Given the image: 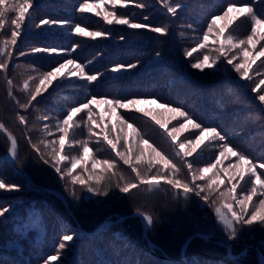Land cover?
Instances as JSON below:
<instances>
[{
  "label": "rangeland",
  "instance_id": "374dc122",
  "mask_svg": "<svg viewBox=\"0 0 264 264\" xmlns=\"http://www.w3.org/2000/svg\"><path fill=\"white\" fill-rule=\"evenodd\" d=\"M17 2L23 3V0H17ZM140 2L148 6L140 9L136 6V4ZM171 2L174 4L177 2L181 4L175 16L167 11V8L164 7L160 0H132V2L127 4V7L122 5L113 6L108 0H105L103 4H100V0H28L30 5L28 7V13H31L35 23H39L42 19H56L67 20L70 24L53 25L51 27L41 25L37 28L33 20H29L26 14V23L21 26V36L17 38V44L14 46L9 44L8 46L9 50L12 52V58L9 61L11 63L14 62V66L19 68V70H24V73L27 72L26 69L31 68H36V70L40 71L39 66L32 61H41L44 70L49 71L51 67L58 66V61L63 62L65 59L63 54H53L49 56L46 53H36L29 54V56H19V52L24 51L25 53H29L32 47L49 45L70 49L74 44H77L79 47L67 58L74 59L77 64L84 66L85 72L89 75L102 74L98 76L97 81L92 83L84 79H76L74 75L68 80H63L60 74H58L57 78L53 79V83L48 86L47 91H42V94L38 96L35 101L31 102L33 106L34 102L37 100H48V98H50L52 103L58 102L57 106L59 108L62 107V109H64L63 114L67 115L72 107H79L80 104L90 100L92 96H96L98 100L104 97L109 100L120 99L126 101L128 99H140L147 101L127 109L116 108L115 105L105 103L92 105L95 111L93 119L96 121V124L87 122V110L77 113V115L75 114L73 116V121L78 114L85 117V132L87 133L88 139L94 141V149L96 151H101L105 154L110 153L113 156H116V151H122V149L119 150L118 145L117 149H112L107 141L104 140V135L106 133L108 134V129H111V135L114 137L115 127L117 123L120 122L127 126L128 130L131 129L134 131L133 128L137 126L143 128L152 135H158L165 145H163L165 148L164 150L171 155H177L179 161H181L183 165H186L189 160L196 161L203 156L206 151L212 154L216 163V159L219 158L218 144L221 143V141L211 139L210 137L213 134L204 133L205 139L199 143V146L188 144L187 141L189 139L195 140L196 137L199 136V130L193 128L191 124H188L185 117H181L177 113L170 112L166 108L161 107V105L166 104L170 108H179L181 111L186 112L195 123L201 124L202 127L217 128V131L226 136V142L229 143L234 151L246 154L247 158L257 165L256 172L260 174L262 180H264V169L258 166L260 163H264V103L260 102L257 98L258 95L264 94V84H259L257 91H253L256 84L260 80H264V69L260 70V73L257 74L258 66L261 61H264V56L258 55L261 50L260 45L264 44V40L257 43L254 49L250 46L248 62L251 64L249 75L253 77L252 80L244 79L240 73L235 71L232 65L227 64L223 59L218 61L217 65L211 68L206 67L204 70L195 69L191 66L192 63L202 58L203 54H210L209 63L212 62L216 50L224 40L223 36H219L221 31L225 33L231 31L233 36L238 39H244L247 35L251 34L252 22L250 17L239 16L238 13H231L229 17L216 22V26L209 37L206 48L198 49V44L201 42L200 38L207 32V26L215 17L223 16V13L231 4H235L237 7L248 4L253 7L258 17L264 19V0H171ZM81 3H89L92 5L100 4V7L96 8L94 11L82 13L79 11V5ZM113 10L117 12L118 16H127L132 22L147 23L153 27L165 26L168 28V31L166 34H158L149 29H132L127 25L116 24L115 22L109 25L104 21L103 15ZM97 11L101 13L100 16L96 15ZM145 16L148 17L147 20H144ZM14 18L15 13L9 12L6 20L7 24L0 28V47L3 46L4 40L10 39V34L14 27V25L11 24V20ZM77 24L89 32H101L106 33V35L98 37L81 36L73 30L72 26ZM226 25L228 27H225ZM260 31L264 33V28L260 29ZM36 35L58 42L56 44H51L49 42L35 44L28 41L31 37ZM121 37H124V39H121ZM27 44L31 45L28 48L29 50L25 47ZM192 48H197L198 51L193 52L191 57L185 56V50H191ZM236 52H238L237 49L226 50V54L229 56ZM157 53H159L158 56ZM242 59V56H238L233 63H241ZM97 61L109 62L98 67H90L92 64L96 65ZM130 61L132 62L129 63ZM117 64H136L137 66L133 68H124L120 71H113L112 69ZM221 64L224 66L220 67L219 65ZM73 67V65H68L63 71L67 72L68 69ZM175 68L176 70H174ZM173 73L174 75L170 76ZM181 77H183L182 79H185L190 86H195V84H197V87L203 90L204 88L202 87H206V89L208 87L211 88V108L215 113V117L210 121L207 120V115H203L206 120H202L200 118V112L198 111L196 113V110L188 106L190 103L188 99L196 93L198 94L197 97L203 95V93H200L198 90L199 88H196L188 94L186 99H182L181 104H172L164 99L167 94H171L172 96L174 92L172 87L174 85V80H178ZM132 80L134 81L133 85L128 87ZM146 81L148 84L154 85L153 93L140 92ZM182 82L183 80H181V83ZM105 86L110 87L111 95H102L98 93V90H101L102 87ZM122 89L123 92L118 94V90ZM59 91H62L64 95L75 92L83 98L80 97L81 100L71 104H65L62 98H58V101L53 102V94ZM177 93L178 96L182 94L181 92ZM153 100L156 102H151ZM199 106L196 103L193 104L194 109H197ZM137 108L143 109V111H137ZM242 110L246 111L243 112L241 117H236L234 115L235 112L237 114L242 113ZM147 112H150L151 115H146L145 113ZM152 116H157L158 119L166 122L167 129H162L160 125L152 119ZM173 116L176 118L172 119ZM120 117H123L124 121L127 123L121 122ZM52 118L57 119V116L52 114ZM54 123L53 121L49 122L48 119L45 120V124L49 126L50 132H52L55 127ZM75 125L76 121L68 128V136L65 138V152L69 154L70 159L80 156V153L76 155L75 146H73V144L78 146L77 140L75 141L74 139L76 132ZM128 125H132V127L129 128ZM181 125H186V127L181 128ZM89 127L92 129L91 132L89 131ZM173 128L180 129L175 133L177 137L176 140H172L171 137L167 135V132H170ZM62 134L63 133L59 131V137ZM109 139H111V137H109ZM181 143L186 145L185 148L181 149L179 147ZM125 146V150L127 149L128 154L129 152L133 153V145L126 143ZM185 153H190V155H185ZM2 157L3 158L0 159V179L18 185V189L21 187L23 188L25 184L19 182L13 174H10L11 172L8 167V164H10L15 168V162L18 156L13 157L10 148ZM85 158L81 163L83 167L86 166V162L89 161V159L86 158V160ZM118 158L121 159L120 157ZM220 159L222 162L216 165L217 169L212 168V175L210 172L204 174L209 176L208 184L216 181L214 190L217 189L220 193H227L228 189L233 184L237 186L235 195L238 197L247 193L251 185L249 174L247 173V165H243L235 170L230 168V165H234L238 162V157L232 156L231 153ZM64 164L70 165L68 161H65L63 165ZM240 172H244L243 180L240 179ZM88 176L92 177L93 175ZM94 177L96 179V176ZM186 177L192 180V174L186 173L184 179ZM231 177L235 178L230 179ZM81 178H83L82 175ZM95 179L92 180L95 181ZM198 180V182L204 181V179ZM158 181L160 180L157 179L155 183H158ZM30 183L34 184L33 182ZM71 187L75 188V185H71ZM257 188L259 190L260 186L257 185ZM76 190L78 191V197H80L79 200L83 202H89V199L92 197L96 199L94 193L88 192L85 187L79 184H76ZM14 191H16V189H0V208H9V211L4 213L3 217H0V264H44V259L47 256L41 257L42 254L40 255L39 251L32 252L29 250L30 248L19 239L20 237L16 236V232L22 230L25 232L29 229L32 230V227L36 225H33V221L30 220V212L35 207L34 201L27 200L29 198H24V194L16 195L12 193ZM9 192H11V195L7 194ZM70 197L73 198L72 196ZM262 198H264V196L260 195L258 191L257 196L253 197L252 204H256L258 200ZM229 202L232 201L224 202L223 205H221L222 211L226 210L223 206ZM232 203L234 208L238 207L235 202ZM252 204L248 207L249 213L253 210ZM46 219L43 227L50 232L51 222L49 219ZM141 219L143 235L146 236L151 226H145V217L141 216ZM105 220L106 219H104L101 224H103ZM216 221L220 223L217 213ZM109 224L111 223L101 225L91 231H87L81 227V224H78V228L74 229V232L63 230L62 233H58L53 242L50 240V237H47L46 241L48 240L49 243L52 245L54 244L55 247L52 251L49 250V255H54L55 249L58 248L63 236L73 235L72 241L65 242L67 246L62 250L60 260L53 261L52 264H61V261L63 264H96L93 260L95 258L102 260L103 264H132V262L133 264H162V260L160 259L151 261L148 259L137 261L122 259L119 257V250L116 249L115 246L101 244L100 240H98L99 235L101 236L102 230L107 228ZM244 226L247 227V225ZM250 229L252 232L256 233L254 240L260 244L259 247L264 251V223L259 221L254 222ZM239 230L241 233L242 230L247 232V229L241 227ZM240 232H238L235 240L247 237H240L242 235L239 234ZM248 234H250V232H248ZM89 238H93L95 241L93 244V248L95 249L92 250L94 253L92 261L82 258L80 253V251L85 248V240ZM106 241H110L108 236ZM232 243L233 242H231V245L229 244L231 248ZM111 248H113V250ZM231 248H228V254L232 256V259L236 258L237 260H239L238 257L245 255L247 251L245 248L238 253H234L231 251ZM12 251L16 254L13 255L11 253ZM138 255L139 253H137L134 258ZM181 255L183 256L184 253L182 252ZM9 256L11 257L9 258ZM31 257L33 260H31ZM258 257V264H264V255L259 253ZM4 258L6 259L5 261L2 260ZM182 260L179 257L178 261Z\"/></svg>",
  "mask_w": 264,
  "mask_h": 264
},
{
  "label": "trees",
  "instance_id": "16d2710c",
  "mask_svg": "<svg viewBox=\"0 0 264 264\" xmlns=\"http://www.w3.org/2000/svg\"><path fill=\"white\" fill-rule=\"evenodd\" d=\"M6 24L7 21L5 20L3 25ZM28 41L35 44L43 42L56 44L58 42L39 35L31 37ZM30 46V44L25 45L27 49ZM26 56H29V54ZM32 62H35V64L39 66L40 71L36 70V68H31L26 69L27 72L24 73V70H19V68L14 66V62L11 63L10 61L8 62L7 70L0 69V123H2L9 133L16 138L18 146V157L15 162V168L10 164H8V167L11 172L10 174H13L19 182L25 184L23 188L16 189V191L12 193L16 195L24 194V198L33 200L35 204L34 209L30 212V220L33 221V225L36 226L32 227V230H26L25 232L27 235L23 230L16 232V236L20 237L19 239L30 248L29 250L32 252L39 251V254H42L41 257H46L50 254V251L55 248L54 244L52 245L48 240L46 241L47 237H50V240L53 242L58 233H62L63 230L74 232L73 230L78 228V224H81V227L87 231L95 230L104 219H110L112 220L111 224L102 230V234L104 235H99L98 240H100L101 244L115 246L116 249L119 250V257L122 259H131V261L142 259L151 261L160 259L162 260V264L259 263L258 247L260 244L255 242L254 238L256 233L252 232L250 229L251 226L247 225V227H245L238 225V232H240V227L247 229V232L242 230V233H239L242 234L240 237H247L236 240L231 239L233 240L231 241L224 231L223 225L216 221V207H221L224 202L231 201L230 197L226 195L220 198V192H218L217 189L211 192L209 201H204L200 196H196L194 193H190L187 198L183 195V185L186 183L191 184L192 182L188 177L184 179L186 173L192 174L201 168L209 167L210 164H215L212 154L206 151L205 154L196 161L189 160L186 165H183V163L179 161L177 155H171L164 150L165 145L158 135H152L141 127L136 126L133 128L134 131H132L131 129L128 130L127 126L118 122L115 127L114 137L111 135V129H108V135L114 142L116 138L119 137V142L117 144L119 150L122 149V151H125L126 155L132 157L133 164L145 177L151 179V177L157 176V179L160 180L158 183L152 181L151 185L139 184L136 189H132L129 193L125 194L116 187L117 182H119L121 186L127 182L138 183L136 173L132 171L130 165L125 164L124 161L117 156L96 151L94 149V141L89 140L85 132V117L79 114L75 116L76 132L74 139L75 141L77 140L78 146L74 144L73 146H75L76 155L79 153L83 155V150L79 142H86L90 151L85 155L86 158L89 159V161L86 162V166L83 167L82 164L78 165L73 175H82L83 179H89L88 175H93L90 179L91 183H95V181L92 180L95 179L94 176L103 175L104 180L102 181V186L110 185V191L107 196L94 194L96 199L92 197L89 199V202L79 200L80 197L78 200L71 198L69 194V188H72L71 185L65 180L60 179L59 174L55 172L50 164H45L40 160L38 154L32 148V144L29 143V138L32 143H39L41 140H58L60 137L56 125L66 117V114H63L64 109L57 106L58 102L52 103L50 98H48V100H37L34 102V106L31 104L26 110L20 108L19 104H17V101H19L20 104L28 102L29 93L21 90L23 82L28 80L30 89H34L38 80L31 78L38 77L45 72L41 61ZM108 62L109 61H97L96 65L92 64L90 67H98ZM131 62L132 61L129 63ZM174 70H176V68ZM173 75L174 73L170 76ZM5 77L13 81L11 89L13 93L12 96L8 94L9 86ZM183 77L174 80V85L172 86L174 92L172 96L171 94L165 96L164 99L166 101L172 104H181L182 99H186L188 94L196 88H199L195 83V86L188 85L187 81L182 79ZM181 80H183L182 83ZM133 83L134 81L132 80L128 87L132 86ZM153 86L154 85L148 84L146 81L140 92L153 93ZM202 88H204V90L201 88L198 90L200 93L202 92L203 95L197 97L198 94L196 93L188 99V101L190 100L188 106L196 110V113L199 111L202 120H206L203 115H207V120L210 121L215 117V113L211 108L212 98L210 96L212 90H210V87L207 89L206 87ZM120 92H123V89L118 90V94ZM177 92H181L182 94L178 96ZM98 93L102 95H111L110 87H102L101 90H98ZM53 95V102L58 101V98H62L65 104L76 103L83 98L75 92L64 95L62 91H59ZM194 103L200 106L194 109ZM244 111L246 110H242V113L239 114L235 112L234 115L236 117H241ZM52 114H55L57 119L52 118ZM19 115L26 117V123H21L19 121ZM44 117H47L49 122H55L54 129L52 132L49 131L50 134L44 131L46 120ZM145 141H147V143H145ZM126 143L134 146L133 153H127V149L125 150ZM41 148L42 151L51 152V148L45 149L43 145ZM9 149L10 141L0 130V159L3 158L2 156L6 154ZM138 157L139 159H137ZM94 161H99L100 163L93 165ZM103 161L111 163L113 165L112 168L108 169ZM65 165L70 167L68 164H61V167L63 168ZM189 165H191V171L189 170ZM215 168L217 169V167ZM209 172L212 175V169ZM204 177V181L198 182L199 180L197 179L195 183L207 185L209 176L204 175ZM168 180L179 181L180 187L176 188L174 185H170ZM30 181L34 184H31ZM42 186L55 188L64 193L71 212L59 197L45 191ZM10 193L11 192L7 194ZM76 193H78L77 190ZM204 194L207 193H202V195ZM212 200H217V203L215 205L212 204ZM134 212L152 216L153 224L147 231L146 236L143 235L141 216L129 215ZM123 215L127 216L123 220L117 221V218ZM46 218L51 222L50 232L43 227ZM211 231H217V235L210 237L193 236L186 242V239L194 233L206 234ZM248 232H250V234H248ZM106 235L110 238V241H106ZM227 240L233 242L231 251L234 253H238L246 248L247 251L245 255L238 257L239 260L236 258L232 259L228 254ZM94 242L93 238L85 240V248L80 251L82 258L92 261L94 254L92 250L95 249L93 248ZM111 249L113 250V248ZM182 252L184 253L183 256L181 255ZM11 253L13 255L16 254L13 251ZM137 253H139V255L134 258ZM10 257L11 256H9V258ZM179 257L183 260L178 261ZM2 260L5 261L6 259L4 258ZM31 260H33V258ZM93 260L96 264H103L102 260H98L97 258Z\"/></svg>",
  "mask_w": 264,
  "mask_h": 264
},
{
  "label": "snow or ice",
  "instance_id": "6c2138e0",
  "mask_svg": "<svg viewBox=\"0 0 264 264\" xmlns=\"http://www.w3.org/2000/svg\"><path fill=\"white\" fill-rule=\"evenodd\" d=\"M105 0H100V4H103ZM108 2L113 5H122L124 7H127V4L129 2H132V0H108ZM160 2L164 5L165 8H167V11L171 13L173 16L176 15L177 9L181 7L180 3H172L171 0H160ZM100 4L92 5L89 3H81L79 5V11L80 12H91L94 11L96 8L100 7ZM28 0H23V3H18L17 0H0V28L3 27L4 21L8 18V13H15V18L11 20V24L14 25L11 34L10 39H6L3 41V46L0 47V69L7 70L8 62L12 58V52L9 50V44L16 45L17 44V38L21 36L22 28L21 26L26 23V14L27 18L29 20H33V17L31 13H28V7H29ZM136 6L140 9L146 8L148 5L140 2L137 3ZM231 13H238L239 16H247L250 17L252 22L251 27V34L247 35L244 39H238L233 36L232 32L229 31L227 33L221 31L219 33V36H223L224 40L220 44L219 48L216 50V54L214 58L212 59V62L209 63L210 60V54H203L202 58H199L197 62L192 63V67L195 69L204 70L206 67L211 68L214 65H217V62L223 59L226 61L227 64L232 65V67L235 69L237 73H240V75L246 79V80H252L253 77L249 75V69L251 68V64L248 62V55L250 51V46L252 49L255 48V45L259 43L261 40H264V33L260 31V29L264 28V19H261L258 17L257 13L253 10V7L251 5H243L241 7H237L235 4H231L227 7V10L223 13V16H217L215 19L212 20V22L207 26V32L200 38L201 42L198 44V49H205L207 42L209 40L210 35L213 33V29L216 26V22L221 19H225L229 17ZM97 16H100L101 13L99 11L96 12ZM104 21L111 25L113 22L116 24H122L127 25L132 29H149L155 33L158 34H166L168 31V28L165 26H156L153 27L150 24L147 23H136L132 22L127 16L124 15H117V12L115 10L106 12L103 15ZM148 17L145 16L144 20H147ZM33 23L35 24V27H40L41 25H47L49 27L53 25H69L70 22L67 20H56V19H42L39 21V23H35L33 20ZM75 33H79L81 36H91V37H98L102 35H106V33L101 32H89L86 29L82 28L79 24L72 26ZM225 27H228L227 25ZM121 39H124V37H121ZM79 47V45L74 44L70 49L68 48H62L59 46H39V47H32L29 51V53H25L24 51L19 52V56H25L27 54H36V53H46L49 56L56 54L60 55L63 54L65 56V59L63 62H57L58 66L51 67V70L45 71L42 74H40L38 77H32L31 79H37L38 83L35 86L34 89H30L28 80H25L23 82L22 91H27L29 93L28 95V102L20 104L19 101H17V104H19L20 108L28 109L31 105L32 101H35L38 96L42 94V91H47V88L49 85L53 83V79L57 78L58 74L63 78V80H68L70 77L75 76L76 79H84L89 83L97 81V78L99 75H102L100 73L98 74H92L89 75L85 72L84 66L79 65L76 63L74 59L67 58L71 55L72 52H75L76 49ZM260 52L258 55L264 56V44L260 45ZM197 48H192L191 50H185L184 55L191 57L193 55V52L198 51ZM227 49H237L238 52L234 53L233 55L229 56L226 54ZM159 53H157V56ZM238 56H242V62L241 63H233L235 59L238 58ZM254 62V60H253ZM68 65H73L74 67L71 69H68L67 72L63 71L68 67ZM247 65V67H246ZM136 64H117L112 70L113 71H120L124 68H133L136 67ZM220 67H223L224 65H219ZM264 69V61H261L260 65L257 69V74L260 73V70ZM7 79V77H5ZM7 84L9 86V96H12V86L13 81L10 79H7ZM259 84H264V80H260L256 86L253 88V91H257L259 88ZM258 100L262 103H264V94L258 95ZM147 101L140 100V99H128V100H109L107 98H100L97 99L96 96H92L90 100H88L85 103L80 104L79 107H72L70 111L67 113L66 117L62 119L57 125V129L61 131L63 134L60 136V138L56 141H45L41 140L39 143H32L31 139L29 138V143L32 144V148L34 151L38 154V157L40 160H42L45 164H50L52 168H54L55 172L59 174L60 179L65 180L70 185H76L79 184L86 188V190L90 193H94L95 195H104L107 196L110 191V185H104L102 186V181L104 180L103 175H97L95 179V183H91L89 179H83L80 175H73L75 170L77 169L78 165H80L87 153H89L90 149L86 142H79L80 147L83 150V155H80L78 157H73L70 159V156L68 153L65 152L66 148V142L65 138L68 136V128L74 123L73 116L77 113L83 112L84 110H87V122H90L91 124H96V121L93 119L95 115V111L92 107V105H95L97 103H105L109 105H115L116 108H130L134 107L135 105H138L140 103H144ZM155 103L156 101H151ZM162 108H166L170 112H175L181 117H185L187 119L188 124H191L193 128L199 130V136L196 137L195 140L189 139L187 141L188 144H195L199 146V143L205 139L204 133L213 134L210 138L213 140H219L221 143L218 144L219 148V158L216 159L215 164H210L209 167L200 169L196 172L192 173V182L191 184H184L183 185V195L185 198L189 196L190 193H194L196 196H200L204 201L210 200L211 192L215 188V181L212 183H209L207 185H199L196 184L195 181L197 179L203 180L204 174L211 171L212 168H215L216 165L220 164L222 161L220 158L226 157L229 153H231L232 156L238 157V162L234 165H230V168L233 170L242 167L243 165H247V173L249 174V180L251 181L250 188L248 189L247 193L243 194L242 196L235 195L236 193V185L233 184L229 189L227 193H220V198L225 197L226 195L230 197V200L232 202H235L238 207L234 208L233 203L229 202L223 207L226 209V211H222L221 207H216V213L219 217L220 223L223 225V229L226 232L227 236L230 239H235L238 234V225L244 226L248 225L251 226L254 224V222H261L264 223V198L259 199L256 204H252V200L254 196H257L258 191L260 195L264 196V180H262L261 175L256 172L257 165L254 164L251 160H249L244 153L236 152L233 150V148L229 145V143L226 142V136L221 134L219 131H217V128L215 127H202L201 124L195 123L193 119L188 116L186 112L181 111L179 108H170L168 105H161ZM137 111H143V109H136ZM146 115H151L150 112L145 113ZM176 117L173 116L172 119H175ZM18 119L21 123H26V117L23 115H19ZM44 119H47V117H44ZM152 119L155 120V122L160 125L162 129H167V123L158 119L157 116H152ZM120 121L123 123H127L124 121L123 117H120ZM99 126V125H97ZM129 128L132 127V125H128ZM186 127V125H181V128ZM0 130H5V126L0 123ZM178 128H173L170 132H167V135L171 137L172 140H176L175 133L179 131ZM44 131L46 133H49V126L45 124ZM89 131L91 132L92 129L89 127ZM8 137L11 144V155L13 157L17 156V140L14 136H12L11 133H8ZM104 140L107 141V143L111 146L112 149H117V144L119 142V137L116 138V141L114 142L113 139H109V135L106 133L104 135ZM147 143V141H145ZM45 149L51 148V152H45L42 151L41 146ZM185 144L181 143L179 147L181 149L185 148ZM195 150V149H193ZM185 155H190V153H185ZM116 156L120 157L125 164H128L132 167V171L136 173V178L138 180L137 182H127L123 184V186L120 185L119 182H117L116 187L119 188V190L122 193H129L130 190L136 189L139 184H152V181L157 180V176L151 177V179H148L145 177L133 164L132 157L130 155H126L125 152L122 151H116ZM139 159V157L137 158ZM65 161H68L70 163V167L65 165L63 168L61 167V164H63ZM99 161H94V165L99 164ZM105 165H107L108 169L112 168V164L108 161H103ZM260 168L264 169V163H260L258 165ZM189 170L191 171V165H189ZM240 179H244V172H240ZM166 178V177H165ZM235 177H231L230 179H234ZM168 183L170 185H174L176 188L180 187L179 181L174 180H168ZM257 185L260 186L259 190L257 188ZM19 186L15 184L8 183L4 181L3 179H0V189L5 190H12V189H18ZM202 193H207L202 195ZM69 194L76 200L79 199L76 190L74 187L69 188ZM212 204H216L217 200H212ZM252 204V212L249 213L248 207ZM8 207L0 208V217L4 216V213L8 212ZM146 227H149L153 224V218L152 216H147L146 218ZM73 235H64L62 238V241L59 243L58 248L55 249L54 255H48L44 259V264H52L53 261H58L61 258L62 250L66 248V241H72ZM61 264L63 262L61 261Z\"/></svg>",
  "mask_w": 264,
  "mask_h": 264
},
{
  "label": "water",
  "instance_id": "95a60500",
  "mask_svg": "<svg viewBox=\"0 0 264 264\" xmlns=\"http://www.w3.org/2000/svg\"><path fill=\"white\" fill-rule=\"evenodd\" d=\"M5 129H6V128H5ZM1 131H2V132L7 136V138L9 139V137H8V133H9V131H8L7 129H6V131H5V130H1ZM9 141H10V140H9ZM10 145H11V144H10ZM17 153H18V146H17ZM30 182H32V181H30ZM42 188H43L45 191H47V192H49V193H52V194L56 195L57 197H59V198L64 202L65 206L68 207V202L66 201L65 196H64L63 193H61L59 190L54 189V188L43 187V186H42ZM136 214H140V215H142V216H144V217L146 218V216H145L144 214L140 213V212L131 213V214H129V215H136ZM125 216H127V215H125ZM125 216H121V217L119 218V220L123 219ZM109 222H110V221L106 219V220L104 221V223L101 224V225L108 224ZM101 225H100V226H101ZM98 227H99V226H98ZM212 235H215V233H214V232H211V233H209V234L194 233V234L190 235V236L186 239V242L188 241L189 238H191V237H193V236L208 237V236H212ZM228 243L230 244L231 242L228 240ZM260 253H261L262 255H264V251L261 250V249H260Z\"/></svg>",
  "mask_w": 264,
  "mask_h": 264
}]
</instances>
